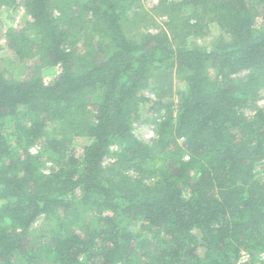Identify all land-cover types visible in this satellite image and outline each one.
Here are the masks:
<instances>
[{"label": "trees", "instance_id": "16d2710c", "mask_svg": "<svg viewBox=\"0 0 264 264\" xmlns=\"http://www.w3.org/2000/svg\"><path fill=\"white\" fill-rule=\"evenodd\" d=\"M250 1L0 0V23L30 19L0 27L27 65L22 80L0 65V264H264V108L242 112L264 88ZM206 20L215 43L188 45ZM144 110L163 112L151 143L133 133Z\"/></svg>", "mask_w": 264, "mask_h": 264}, {"label": "rangeland", "instance_id": "374dc122", "mask_svg": "<svg viewBox=\"0 0 264 264\" xmlns=\"http://www.w3.org/2000/svg\"><path fill=\"white\" fill-rule=\"evenodd\" d=\"M163 1V0H161ZM182 0H165L166 5L171 4H177ZM160 0H141L142 8L150 11L152 8L156 7ZM251 7L260 8L264 6V2L261 3L259 0H251L250 1ZM168 13V11H167ZM190 11L186 8H181L179 11L173 13L171 18L175 19H185L189 16ZM1 23L0 27L4 28L5 26H10L14 28H20L22 27L26 21H29L30 19L25 15L24 11L20 7H16L14 9L9 10H3L1 13ZM155 21L157 22L159 27H162L166 30H168L167 27L164 25L168 22V15L167 16H155ZM202 35L200 37H191L187 40L188 45H195L198 47H206L210 48L213 43L217 40V37L219 36V31L217 27L211 23L210 21L206 20L203 22V24L200 26ZM153 32V30L151 29ZM0 65L1 67L6 71L7 75L15 76L18 80H22L25 78L26 72H27V65L20 64L15 56L6 49L4 42L0 39ZM45 80L48 82L51 80L52 73L50 71H47L44 73ZM246 75V73L242 72L240 73L237 78H243ZM176 78L174 80V86H175ZM148 98L154 99L152 94H150L148 91L144 93ZM264 108V88L261 89L257 95V98L253 100L248 106H246L242 112L246 117L249 119H252L255 115L256 110L263 109ZM163 115V112L159 111H149L144 110L142 114V119L134 124L133 126V133L134 135L146 143H151L155 139V122L157 123ZM12 129L7 131V134H11ZM86 145V142L81 139H76L74 141L73 149L76 152V154H79L81 152V149ZM116 149L113 148L112 151H115ZM114 163V159L111 157H107L104 162L103 166L105 168L110 167ZM57 167L53 163L47 162L44 168L45 173H49L51 171L56 170ZM260 170H257V173ZM132 175V173H130ZM40 221V220H39ZM41 221L39 222V224ZM36 227H34L35 229ZM45 231V229H43ZM43 230H37L33 232L34 236H38L42 233ZM46 232V231H45ZM243 256L240 258V262H247L254 259L252 255H247L245 259H242Z\"/></svg>", "mask_w": 264, "mask_h": 264}, {"label": "built area", "instance_id": "2783aa9c", "mask_svg": "<svg viewBox=\"0 0 264 264\" xmlns=\"http://www.w3.org/2000/svg\"><path fill=\"white\" fill-rule=\"evenodd\" d=\"M37 151V147H34L31 149V153H36ZM247 257V255H243L242 259H245ZM261 259H263V255L260 256Z\"/></svg>", "mask_w": 264, "mask_h": 264}]
</instances>
